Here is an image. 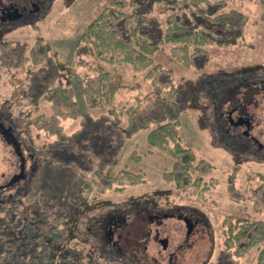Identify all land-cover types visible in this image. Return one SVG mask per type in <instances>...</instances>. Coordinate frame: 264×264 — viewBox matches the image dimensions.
<instances>
[{
	"label": "trees",
	"instance_id": "16d2710c",
	"mask_svg": "<svg viewBox=\"0 0 264 264\" xmlns=\"http://www.w3.org/2000/svg\"><path fill=\"white\" fill-rule=\"evenodd\" d=\"M226 7L227 0H110L86 25L74 47L71 65L72 70H81L80 92L88 107L103 109L107 104H120L97 115L77 110L71 83L61 73L63 65L52 59L49 42L39 37L27 52L26 48H15L14 57L19 59L15 66L23 62L24 56L38 66L30 74V91L34 96H43L51 107L49 113L31 120L45 136L38 147L39 155L77 172L72 198L76 210L70 207L65 213L56 214L46 207L34 208L33 212L22 210L26 214L20 235L12 240L0 238V264H56L53 242L63 239L69 212L76 211L78 216L82 205L88 203L86 197L94 191H121L127 185L145 182L142 170L106 171L125 140L141 129H148L150 145L164 149L173 158L171 167L162 171L165 180L179 190L206 189L204 176L213 164L204 157L198 158L191 147L181 142L179 134L180 115L187 100L195 99L198 89L196 85L175 82L171 68L156 62L153 53L164 43L170 44L173 57L203 70L210 59L206 43L232 45L244 38L246 13ZM103 63L144 69L151 90L135 95L133 100H116L118 89L127 84L120 73L105 68ZM42 75L47 77L43 79ZM210 75L204 71L200 80ZM54 83L59 84V90L52 88ZM163 90L176 93L177 97L170 99L162 95ZM126 101L130 103L125 104ZM67 117L79 118L78 127L70 132L61 123ZM130 156L140 160L135 151ZM261 191L256 206L264 209V188ZM229 217L223 249L215 264H238L239 257L255 244L257 258L250 264H264V218ZM63 255V264H78L72 251Z\"/></svg>",
	"mask_w": 264,
	"mask_h": 264
},
{
	"label": "rangeland",
	"instance_id": "374dc122",
	"mask_svg": "<svg viewBox=\"0 0 264 264\" xmlns=\"http://www.w3.org/2000/svg\"><path fill=\"white\" fill-rule=\"evenodd\" d=\"M109 1L53 0L44 19L35 26H25L20 33L16 32L12 36L13 39L22 40L23 48H26L24 52H27V48L31 47L39 37L49 42L52 59L63 65L61 73L71 83L77 110H87L94 115L107 111L111 105L119 107L120 104H107L103 109L88 107L80 92L81 70H72L71 65L74 61V47L81 38L86 25ZM226 8H237L246 13L244 38L232 45L206 43L205 47L209 50L210 59L203 70L185 65L173 57L169 50L170 44L164 43L160 49L153 53L156 62L171 68L175 82L196 85L198 89L195 92V99L187 100V106L180 115L179 134L181 142L191 147L198 158L204 157L213 164V169L204 176L206 183L203 184L207 186L206 189L202 191L191 187L179 190L173 182L165 180L162 171L171 167L173 158L164 149L150 145L147 140L148 129H141L125 140L123 147L114 161L107 166L106 171L114 173L120 168H128L133 171L142 170L146 181L127 185L121 191L111 189L101 192L94 191L86 197L92 209L83 214L80 213L78 216H76V211L69 212L70 214L66 215V231L63 239L53 242L56 264H63L61 257L69 251L77 256L78 264H122L116 257H110L112 260L107 261L109 258L102 256L104 255L102 243L94 236L93 232L96 231V228L95 225L93 228L90 223L94 215H104L106 211L127 207L132 204L134 199H155L158 210L168 211L175 206L183 207L184 217L191 220L194 225L188 233L184 221L170 216L161 217L158 230L170 235L169 246L166 251L161 253L156 252L157 249H161V244L158 241L147 240L144 242V235L139 237L142 238V244L146 243L148 246V258L156 255L162 264H166V257L172 252L174 256H178L179 264H215L219 252L223 249L225 222L230 220L229 216H233L232 220L239 217L264 218V209H261V206H256L258 195L263 194L261 189L264 188V185L259 186V184L264 182V158L238 156L232 152L233 150L220 145L219 140L209 130L211 129L213 133L217 132L216 128L214 130V126L209 123L210 107L208 105L206 108L204 107L208 101L206 94H211L214 85L208 84V82L199 83L200 74L204 71L219 76V72L223 71V74H226L224 77H229L230 71L264 64V0H227ZM22 61H19L22 63L18 70L14 69L17 66L13 64L14 68L12 69L15 73L11 78L5 76V72L0 68V75H3L0 80V97L13 98L14 103L11 105L13 106L11 111L13 116H20L22 122L29 123L28 136L31 148L36 153L38 167L33 180H31L29 192L24 197V202H21L22 205L21 203H9L0 210V238L8 240L20 235L22 219L26 214H23L22 210L26 201L28 207L25 208V212H33L34 208L41 209L42 207H46L48 210L50 208V212L54 214L56 211L65 213L66 209L69 210L70 207L75 209L74 205L76 204L72 202V198L78 180L77 172L74 169L46 160L39 155L38 147L45 136L43 131L34 125L36 122L31 120L39 114L49 113L51 108L49 102L43 96H34V92L30 91V85L29 92L33 95H28V98L9 93L12 84L20 83L21 85V82L26 81L27 69L30 84V74L34 73L33 71L38 67L31 64V60L29 61L25 56ZM103 66L120 73L124 84H127L126 87L118 89L116 100L130 98L133 100L135 95L148 93L152 88L150 79L144 76V69H136L130 64L123 63H103ZM41 68L42 66L39 69ZM61 73L59 72V74ZM46 77L42 75L41 78L45 79ZM62 82L64 83L65 79H62ZM51 86L56 90L60 88L58 83ZM162 95L170 99L177 97L176 93L166 90L162 91ZM126 103L130 102L126 101ZM261 104L264 105V101ZM61 123L65 131L70 132L78 127L79 118H62ZM255 131L264 143L263 117L262 124L255 127ZM134 151L140 154V160H135L130 156ZM4 156L6 157L5 152H3L1 160ZM237 156L239 160L235 158ZM1 163L3 165H0V169H5V163ZM43 211L45 212V210ZM88 225H90L89 228ZM132 247L134 248V243ZM130 250L128 249L129 253L127 252L124 256L127 260L131 257L129 261L134 263L133 261L137 257ZM257 254L258 246L255 244L239 257L238 264L255 262Z\"/></svg>",
	"mask_w": 264,
	"mask_h": 264
},
{
	"label": "flooded vegetation",
	"instance_id": "af4514ba",
	"mask_svg": "<svg viewBox=\"0 0 264 264\" xmlns=\"http://www.w3.org/2000/svg\"><path fill=\"white\" fill-rule=\"evenodd\" d=\"M52 2L53 0H0V68L5 76L13 77L15 72L12 66L19 60L17 57L15 59L13 53L16 52L15 48H23L22 40L13 39L12 36L16 32L20 33L25 26H35L44 19ZM19 66L21 65L14 69L18 70ZM26 71V81L21 82V85L12 84L9 92L11 95L19 94L25 98L30 95L28 69ZM230 72L229 77H224L226 74L220 71V76L212 75L199 82L214 85L211 94H206L208 101L204 107H210L209 123L217 132L209 130L220 145L233 150L235 155L264 158V143L255 131V127L262 124V117L264 118V105L261 104L264 101V64ZM2 76L0 75V80ZM4 81L7 82L5 79ZM12 103L13 98L0 97V165H3L1 162L5 163V169H0V210L9 203L24 202L38 167L36 153L31 148L28 136L29 123L22 122L20 116H13ZM3 152L6 157L1 160ZM238 156L235 157L237 160ZM26 202L23 211L28 207ZM156 205L155 199H134L127 207L106 211L104 215H94L91 218L90 224L96 228L94 236L102 243V256L108 257L107 261L112 260L110 257H116L122 264H162L156 255L148 258V246L146 243L142 244V238L139 237L143 234L144 242L158 241L161 249L156 252H164L169 246L170 235L158 230L161 217L170 216L184 221V224L186 218L183 207L175 206L167 211L158 210ZM90 207L88 203L83 204L80 213L92 209ZM161 238H167L165 247L162 246ZM128 249L136 254L134 263L129 261L131 257L129 260L125 259L124 254L129 253ZM166 264H179L178 256L170 253L166 257Z\"/></svg>",
	"mask_w": 264,
	"mask_h": 264
},
{
	"label": "water",
	"instance_id": "95a60500",
	"mask_svg": "<svg viewBox=\"0 0 264 264\" xmlns=\"http://www.w3.org/2000/svg\"><path fill=\"white\" fill-rule=\"evenodd\" d=\"M186 227H187V232L189 233L193 227V223L186 219ZM160 241L162 242V246L165 247L166 246V242H167V238H161Z\"/></svg>",
	"mask_w": 264,
	"mask_h": 264
}]
</instances>
